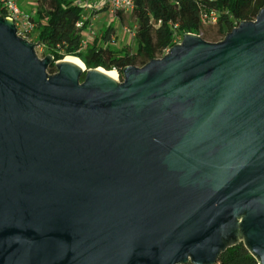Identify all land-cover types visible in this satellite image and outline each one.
Segmentation results:
<instances>
[{"label":"water","instance_id":"95a60500","mask_svg":"<svg viewBox=\"0 0 264 264\" xmlns=\"http://www.w3.org/2000/svg\"><path fill=\"white\" fill-rule=\"evenodd\" d=\"M35 46L0 15V264H264V7L121 81Z\"/></svg>","mask_w":264,"mask_h":264},{"label":"trees","instance_id":"16d2710c","mask_svg":"<svg viewBox=\"0 0 264 264\" xmlns=\"http://www.w3.org/2000/svg\"><path fill=\"white\" fill-rule=\"evenodd\" d=\"M37 1V9L31 15L35 24L34 39L43 44L53 58L47 68L50 75L58 70L56 61L75 56L83 61L87 69L101 67L115 70L122 80L126 67H142L152 59L162 57L168 48L175 45V34L200 33L204 27L201 19L203 9L218 12V33L225 37L233 30L235 23L255 20L264 7V0H135L132 14L138 25V45L137 50L133 51L126 46H111L115 34L112 25L83 44L84 32L88 30L91 20L89 18L83 26H77L85 13L83 0ZM84 77L85 74L82 79ZM211 264H259V261L245 241L238 239L226 243Z\"/></svg>","mask_w":264,"mask_h":264},{"label":"built area","instance_id":"2783aa9c","mask_svg":"<svg viewBox=\"0 0 264 264\" xmlns=\"http://www.w3.org/2000/svg\"><path fill=\"white\" fill-rule=\"evenodd\" d=\"M32 1V0H31ZM173 2H179L180 0H172ZM21 2V3H20ZM82 5L84 11L101 10L106 8L111 14L117 12L132 11L135 7V0H83ZM35 12V6L30 4V0H0V13L5 18H10L15 23L16 33L20 38L26 39L29 42L34 41V29L35 24L31 19V15ZM90 14L84 13L82 20L77 23L78 27L83 26V23L89 19ZM218 12L215 10L203 9L201 12V19L204 25H216L218 22ZM239 23H235L234 27H237ZM90 26V24H89ZM89 30V28H88ZM88 30L86 32H88ZM196 34L202 36V33H187ZM184 35L175 34L173 37V43H182ZM87 39L84 40L83 44H86ZM168 48L163 56L169 52Z\"/></svg>","mask_w":264,"mask_h":264},{"label":"rangeland","instance_id":"374dc122","mask_svg":"<svg viewBox=\"0 0 264 264\" xmlns=\"http://www.w3.org/2000/svg\"><path fill=\"white\" fill-rule=\"evenodd\" d=\"M21 3V2H20ZM37 0H30V4L35 6L37 9L38 6ZM85 14L92 17L90 20L89 33H85L84 39L88 41L93 40L95 36H97L101 30L105 29L107 26L112 25L115 30L114 39L111 43V46L114 48L128 47L133 51L137 50L138 45V36H137V22L135 17L132 14V11L121 12V14H111L108 10H94V11H84ZM202 38L211 41L217 42L222 40L224 37L218 33L217 25H204L202 28ZM36 43L35 51L37 56L40 59H44L49 54L46 47L43 44L38 43L37 41H33ZM118 79L121 81L120 75L118 73Z\"/></svg>","mask_w":264,"mask_h":264},{"label":"bare ground","instance_id":"6f19581e","mask_svg":"<svg viewBox=\"0 0 264 264\" xmlns=\"http://www.w3.org/2000/svg\"><path fill=\"white\" fill-rule=\"evenodd\" d=\"M69 57L77 59L83 66H85V64L83 63V61L80 58L75 57V56H69ZM102 69H104V68H102ZM104 70H106V69H104ZM106 71H108V72L112 73L113 75H115L116 77H118V74L115 70H106Z\"/></svg>","mask_w":264,"mask_h":264},{"label":"crops","instance_id":"0c3cea01","mask_svg":"<svg viewBox=\"0 0 264 264\" xmlns=\"http://www.w3.org/2000/svg\"><path fill=\"white\" fill-rule=\"evenodd\" d=\"M109 12V11H108ZM92 20V19H91ZM85 33L87 34V33H89V32H84V35H85Z\"/></svg>","mask_w":264,"mask_h":264}]
</instances>
